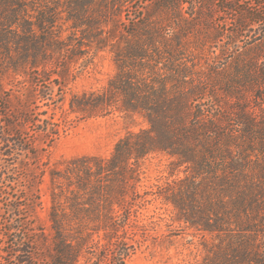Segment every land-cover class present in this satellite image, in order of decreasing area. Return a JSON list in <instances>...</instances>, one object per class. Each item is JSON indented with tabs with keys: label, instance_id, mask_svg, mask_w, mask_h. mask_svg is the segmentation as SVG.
Returning a JSON list of instances; mask_svg holds the SVG:
<instances>
[{
	"label": "rangeland",
	"instance_id": "obj_1",
	"mask_svg": "<svg viewBox=\"0 0 264 264\" xmlns=\"http://www.w3.org/2000/svg\"><path fill=\"white\" fill-rule=\"evenodd\" d=\"M163 1L0 0V36L5 44L4 47L0 45V101L7 105L10 112L17 109L28 111L32 107L28 101L33 96L48 95L51 97L49 106H42L34 112L46 111L39 118H50V122L57 124L53 141L48 146L41 141L38 144L44 149L40 163H43L45 172L39 185L41 205L37 209V218L45 230L46 249L56 241L48 218L51 193L66 187V180L62 178L66 168L85 165L83 160L109 159L116 142L127 132L137 133L148 128L144 113L125 114L121 109V100H114L111 106L103 104L95 109L86 107L85 110H72L70 102L74 97L103 94L124 60L127 65L129 54L125 53L126 47L134 48L135 45L144 46L154 42L164 50L166 43H163L160 34L156 31L153 34L156 36L148 39L145 31H142L146 30V26L139 24L146 14L161 19L164 14L157 7H162ZM223 1H236L234 7L239 9L264 7V0ZM180 5L185 17L201 10L205 12L203 7H222L220 4L216 6V3L210 6L198 0H181ZM141 8L142 13L138 14ZM236 15L226 10L212 14V22L199 31L200 36L203 34L205 39L209 37L206 50L188 51L184 44L180 51V64L184 62L189 66L187 61L190 60L203 62L205 54L213 56L223 47L234 54L245 53L246 49L254 47L258 39L250 37L253 32L244 31L232 42L227 38L228 30L232 28L230 18ZM5 23H10L11 27L6 28ZM135 23L138 25L133 26ZM214 29L219 30L222 37L214 40ZM162 38L166 39V36ZM24 50H27L24 57L28 59L26 63L20 60ZM253 56L250 55V58ZM159 57L157 54L152 56L160 63L151 71L146 65L145 73L150 71L149 77L158 76L166 78L169 83H176V71L165 68L163 56ZM30 61L39 71L46 68L50 77L32 80V77L23 79V75H16V72L27 73L31 67ZM13 64L17 67L12 68ZM254 70L249 68L252 79ZM216 95L221 104L225 102L224 93L219 90ZM154 96V93L146 95L147 105L156 103ZM33 102L40 106L42 104L35 98ZM175 159L163 151L147 154L137 160L132 158L126 170L119 171L113 180L109 176L102 179L101 182L109 183L110 188L106 187L105 191L100 188L99 195V188L92 190L86 185L81 186L83 190L74 201L67 199L65 207L70 204L71 209L66 211L64 224L69 226L64 234L67 237L80 235L86 238L80 264H114L111 252L115 251L111 249V243L117 239L128 243L129 256L123 261L124 264H246V249L249 250L251 246L234 243L237 237L231 236L238 234L253 240L255 237L264 239L262 180H253L259 192L256 201L254 199L249 205L237 206L230 200L233 193L224 192L225 187L219 184L215 186L218 189L212 185L186 188L183 181H179L185 176L183 165L176 168L178 170L172 175L169 174L170 163ZM51 173H55L53 178ZM80 176L86 178L84 173H80ZM71 181L75 179L71 178ZM188 192L194 194V198L186 197ZM217 199L225 202L224 209L229 213L227 217L221 209L212 208ZM216 214L224 219L221 221L224 230H203L207 227L205 223L215 224ZM110 215L114 217L117 231L104 230V219ZM78 224H81L80 227ZM248 225L252 230H242L248 229ZM77 230L80 234H77ZM227 240L233 242L234 246L228 247Z\"/></svg>",
	"mask_w": 264,
	"mask_h": 264
},
{
	"label": "trees",
	"instance_id": "obj_2",
	"mask_svg": "<svg viewBox=\"0 0 264 264\" xmlns=\"http://www.w3.org/2000/svg\"><path fill=\"white\" fill-rule=\"evenodd\" d=\"M198 1H205L210 6L220 4L222 7H203L205 12L201 10L185 17L179 7L181 0H164L162 7H157V10L163 11L161 19L146 14L139 23L146 26V30L142 31H145L148 39L152 40L156 31L160 34L163 43H166L164 50L163 47L160 49L159 43L154 42L144 46L135 45L134 48L126 47L125 53L129 54L127 65L124 60L120 71L110 80L103 94L95 97L83 95L71 100L72 110H85L86 107L95 109L103 104L111 106L114 100H121V109L125 114L144 113L148 128L137 133L127 132L116 142L109 159L83 160L85 165L66 168L62 177L66 180V187L51 193L48 218L56 241L49 249L44 245L45 230L37 218V209L41 205L39 185L45 172L43 163H40L41 151L44 149L38 144L41 141L48 146L53 141L57 124L50 122V118H39L46 111L34 110L49 106L51 97L43 94L33 96L28 101V105L32 106L28 111L17 109L10 112L7 105L0 101V264H80L86 238L80 235L67 237L64 234L69 226L64 224L66 211L71 209L70 204L65 207L66 202L70 199L74 201L81 194V186L89 185L92 190L99 188V195L100 188L103 191L106 187L110 188L109 183L101 182L102 179L109 176L113 180L119 171L126 170L130 159L137 160L158 151L176 158L170 163V175L179 166H184L182 172L185 176L179 181H183L186 188L212 185L218 189L215 186L219 184L225 187L224 192L233 193L230 200L237 206L245 203L249 205L254 199L256 201L259 192L253 180H262L264 185V164L255 165L264 163V7L239 9L234 7L236 1ZM142 9L137 11L138 14L142 13ZM224 10L237 13L234 18H230L232 28L226 35L230 42L247 31L253 32L249 35L258 39V43L246 49L245 53H230L228 48L223 47L213 56L205 54L203 62L190 60L187 61L189 66L184 62L180 64V51L184 44L189 48L188 51L206 50L209 37L205 39L199 31L212 22V14ZM9 24L4 25L8 28ZM214 30V40L222 37L219 30ZM0 45L5 46L2 36ZM24 51L20 60L26 63L28 59L24 57L27 50ZM156 54L163 56L165 68L176 71V83H169L166 78L158 76L149 77V72L160 63L152 58ZM252 54L255 56L250 58ZM14 64L12 68L17 67ZM30 65L27 73L24 71L21 74L16 70L14 73L23 75V79L50 77L46 68L37 70L33 61H30ZM146 65L150 69L147 73ZM250 67L255 69L253 79ZM219 90L226 97L222 104L216 95ZM149 93H154L157 98L153 105H147L146 95ZM34 98L42 102L41 106L33 102ZM80 173H84L86 178L82 179ZM54 174L51 173V178ZM71 178L75 181L72 182ZM185 196L194 198L191 192ZM64 199L66 201H62ZM224 204L217 199L212 208L221 209L227 217L229 213L224 209ZM215 216V224L205 223L207 227L203 230H224L221 222L224 219L218 214ZM114 223L112 215L106 217L104 230L117 231L118 227ZM242 230H252L251 225ZM76 232L80 234L78 230ZM233 236L238 240L234 243L251 246L249 250L246 249V264H264V239L255 237L253 240L238 234H233L231 238ZM234 243L226 241L228 247H233ZM127 246L128 243L120 239L111 243V249L115 251L111 252L114 264H124L123 261L129 256Z\"/></svg>",
	"mask_w": 264,
	"mask_h": 264
}]
</instances>
